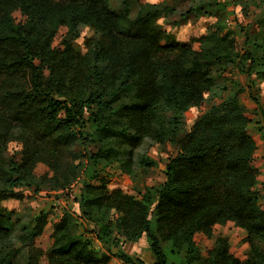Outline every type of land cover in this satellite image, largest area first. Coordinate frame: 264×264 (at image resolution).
<instances>
[{
    "label": "trees",
    "instance_id": "16d2710c",
    "mask_svg": "<svg viewBox=\"0 0 264 264\" xmlns=\"http://www.w3.org/2000/svg\"><path fill=\"white\" fill-rule=\"evenodd\" d=\"M112 1L0 0V264H20L13 246L16 212L3 202L23 201L26 190L67 191L79 176L76 145L87 152L102 143L89 161L97 166L116 156L131 173L134 153L146 141L179 148L166 182L136 198L110 192L91 177L99 184H83L81 218L66 213L51 224L52 214L42 212L22 228L24 264H145L121 250L115 230L127 243L146 237L154 264H264L258 147L241 103L245 89L212 105L182 136L187 111L214 96V72L237 58L234 32L217 23L179 43L158 25L174 8L134 0L139 11L133 17L129 0H120L117 10ZM81 27L97 35L85 41L84 54L73 47ZM243 59L256 63L249 54ZM258 67L264 80V62ZM12 142L22 146L19 162L5 156ZM111 143L120 149L103 150ZM40 165L47 174L37 175ZM229 223L245 232L248 257L232 254L226 238L204 257L195 237L210 239L216 226ZM48 226L53 243L42 251L36 243Z\"/></svg>",
    "mask_w": 264,
    "mask_h": 264
},
{
    "label": "rangeland",
    "instance_id": "374dc122",
    "mask_svg": "<svg viewBox=\"0 0 264 264\" xmlns=\"http://www.w3.org/2000/svg\"><path fill=\"white\" fill-rule=\"evenodd\" d=\"M141 3L165 4L174 8L175 15L170 18H161L158 25L170 34L179 43H190L192 39L199 38L213 30L214 24L220 23L228 30L234 32L236 40L237 58L233 63L217 69L214 74L219 77L214 96H206L202 107L191 108L187 111L184 118V136L190 131L203 113L212 105L220 104L231 96L236 88L242 87L245 93L241 95V103L247 110V118L250 120L249 133L256 141L258 150L255 154L254 166L260 171V184L257 187L260 195V204L264 207V80L257 75L259 71V58H264V51L260 49L264 41V0H139ZM120 0L112 1V8L117 10ZM132 16L135 17L139 7L134 0H129ZM201 9V14L194 11ZM193 11V13H191ZM15 18L19 21L20 15ZM66 30L62 29L54 40V46H60L62 36ZM97 37L88 28L81 27L79 37L73 42V47L84 54L86 52L84 43L89 38ZM197 50L198 45H194ZM244 54L253 57L256 63L243 59ZM260 128L263 131H259ZM102 143H96L84 151L80 145L72 148V151L79 155L76 164H79V176L67 191H51L44 188L40 194H34L31 190L24 191L23 201L9 200L1 204L3 207L16 212L17 221L14 232V252L20 255V264L27 261L28 251L20 243L22 228L31 225L34 219L42 212H50L53 221L62 218L66 213L74 214V218H81L79 207L82 187L85 183H93L91 177L104 183L110 192L119 191L123 196L139 197L149 189H159L166 182V168L169 161L179 153L178 146L173 142L164 144H154L146 141L134 153L133 166L131 173L122 169V161L116 156L108 161H103L94 166L89 161V153L98 152ZM116 149L120 147L116 143L104 144L103 150ZM21 144L12 142L8 144L5 154L8 160L19 162ZM86 155V156H85ZM37 175L42 176L48 173V169L40 165L37 168ZM98 182H94L98 185ZM15 218V220H16ZM82 220V219H81ZM83 228L79 226L78 232L83 233ZM115 237L121 242V250L134 259H142L145 264H154L155 258L150 250L146 237L137 243H127L119 236L115 230ZM52 227L48 226L44 235L37 240L36 246L42 251H47L52 246ZM96 248L100 245L90 236ZM218 238H226L229 242L231 253L241 260L248 257L249 246L246 243V234L242 230L229 223L226 226H216L212 238L197 235L195 241L201 250L202 255L207 256L208 252L214 247ZM163 250L169 251V243H161ZM264 249V245L261 246ZM0 248V255L4 253ZM178 257H184V252H180ZM172 262V261H171ZM110 264H119L112 260ZM173 264V262H172Z\"/></svg>",
    "mask_w": 264,
    "mask_h": 264
},
{
    "label": "crops",
    "instance_id": "0c3cea01",
    "mask_svg": "<svg viewBox=\"0 0 264 264\" xmlns=\"http://www.w3.org/2000/svg\"><path fill=\"white\" fill-rule=\"evenodd\" d=\"M8 201H9V200H8ZM5 202H6V201H5ZM3 203H4V202H3ZM3 203H2V204H3Z\"/></svg>",
    "mask_w": 264,
    "mask_h": 264
}]
</instances>
